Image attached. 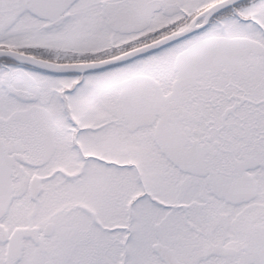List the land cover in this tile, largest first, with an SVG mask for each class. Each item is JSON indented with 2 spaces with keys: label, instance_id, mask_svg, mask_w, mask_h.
<instances>
[{
  "label": "snow or ice",
  "instance_id": "obj_1",
  "mask_svg": "<svg viewBox=\"0 0 264 264\" xmlns=\"http://www.w3.org/2000/svg\"><path fill=\"white\" fill-rule=\"evenodd\" d=\"M0 264H264V0H0Z\"/></svg>",
  "mask_w": 264,
  "mask_h": 264
}]
</instances>
